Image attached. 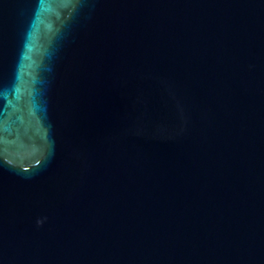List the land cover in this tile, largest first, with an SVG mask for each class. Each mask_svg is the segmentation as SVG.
<instances>
[{
  "label": "water",
  "instance_id": "1",
  "mask_svg": "<svg viewBox=\"0 0 264 264\" xmlns=\"http://www.w3.org/2000/svg\"><path fill=\"white\" fill-rule=\"evenodd\" d=\"M0 264H264V0H0Z\"/></svg>",
  "mask_w": 264,
  "mask_h": 264
}]
</instances>
